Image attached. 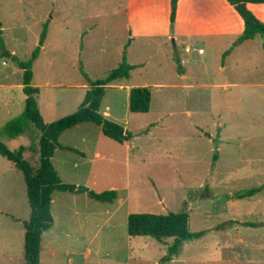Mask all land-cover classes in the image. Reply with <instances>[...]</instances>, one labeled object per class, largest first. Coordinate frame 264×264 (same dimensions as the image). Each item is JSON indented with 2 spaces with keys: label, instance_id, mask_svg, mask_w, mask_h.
<instances>
[{
  "label": "rangeland",
  "instance_id": "obj_1",
  "mask_svg": "<svg viewBox=\"0 0 264 264\" xmlns=\"http://www.w3.org/2000/svg\"><path fill=\"white\" fill-rule=\"evenodd\" d=\"M172 7L171 0H0V41L20 60H31L47 31L45 51L32 67L45 123L77 111L81 90L70 88L87 83L82 69L88 79L103 80L126 61L137 68L124 85L147 83L152 92L150 112L133 114L120 82L106 89L101 113L110 110L108 119L132 134L129 142L104 137L94 124L61 137L62 147L76 149H58L53 158L62 181L98 194L114 190L118 198L105 203L87 194L55 193L56 224L43 235L42 264H264L263 42L233 45L235 34L206 22L200 4L177 7L174 17ZM173 20L180 22L177 32L179 26L182 31L196 25L202 34V42L190 44L191 53L185 51L189 44L177 47L168 38ZM176 59H192L185 66L186 82L175 76ZM1 82L23 84V71L2 57ZM236 83L261 85L232 86ZM15 93L0 90V128L24 113L25 95ZM35 137V142L30 136L0 140L16 151L37 148ZM25 159L36 167L29 154ZM251 190L257 195L236 198ZM171 212H187L191 232L204 236L163 262L173 239L161 244L131 237L128 220L132 214ZM29 219L24 177L0 155V250L14 258L13 264L24 263Z\"/></svg>",
  "mask_w": 264,
  "mask_h": 264
},
{
  "label": "trees",
  "instance_id": "obj_2",
  "mask_svg": "<svg viewBox=\"0 0 264 264\" xmlns=\"http://www.w3.org/2000/svg\"><path fill=\"white\" fill-rule=\"evenodd\" d=\"M179 0H171L172 16H176ZM234 8L244 22V32L237 44L255 39L257 36L264 38V23L248 8V5H264V0H225ZM174 19V18H173ZM174 22V20H173ZM2 24L0 22V29ZM47 38L44 30L40 45L34 51L31 60L22 61L13 55L5 47L4 41H0L1 57L15 62L23 71L24 93L27 96L25 110L0 129V139L13 141L20 137H31L36 141L35 133L38 134L37 148L33 144L22 146L19 150L11 151L0 140V155L12 162L22 173L27 188V198L30 207V219L24 223V263L41 264L42 238L44 233L50 231L55 225L52 214L53 196L57 192L69 194H87L96 201L113 203L118 194L116 191L95 193L88 188L72 184H65L60 178L53 158L58 149H66L72 152L73 148H65L60 145L61 136L82 124H94L101 129L104 137L124 144L132 140V134L124 126L108 119L101 113V105L106 96V89L110 85L121 81H128L130 73L135 69L126 61L116 70L112 71L106 79L90 82V90L78 110L67 117L52 123H45L38 105L37 96L39 89L32 86V67L39 57L41 47ZM152 92L149 87H134L129 95V110L134 114H148L151 109ZM35 131V132H34ZM35 162L32 165L26 156ZM31 154V155H30ZM33 154V155H32ZM258 190H251L237 194V199H245L256 196ZM128 234L131 237H150L161 244H167L166 240L173 239L168 248V254L163 262H170L181 255L185 243L204 236L203 232L193 233L190 230V215L187 212L168 214H132L128 220Z\"/></svg>",
  "mask_w": 264,
  "mask_h": 264
},
{
  "label": "crops",
  "instance_id": "obj_3",
  "mask_svg": "<svg viewBox=\"0 0 264 264\" xmlns=\"http://www.w3.org/2000/svg\"><path fill=\"white\" fill-rule=\"evenodd\" d=\"M169 3V2H168ZM193 3H196V4H200L202 6V8L204 9V12L206 15H208V17H206V22H211L212 24L214 25H220L222 24V29L224 33H230V32H233V34H235V36L231 39V43H233V45L239 40V38L242 36L243 32H244V22L242 21V19L239 17V15L237 14V12L234 10V8L232 6H230L225 0H179L178 1V11L181 9V10H190V4H193ZM183 6V7H182ZM248 8L256 15V17L261 20L263 23H264V5H253V4H250L248 5ZM207 10V11H206ZM258 10L259 13H258ZM131 15V14H130ZM177 16V15H176ZM210 16V17H209ZM241 19V21L243 22V25L239 22V18ZM180 24V22H178L177 20L175 22H173V33H169L168 34V38L169 39H173L174 42H176V45L177 47L180 46V45H185L186 43L189 44V45H186L187 47L185 48V51L186 53H191L192 52V48L190 47V44H193V43H198L201 39V36L202 34L200 32H198V28H195V26H191L192 30H186L183 28V30L181 31V26H179V30L180 32H177L178 28H177V25ZM132 26L130 24L127 25V29L128 31L132 34V30L131 29ZM3 30V27L0 29V32H2ZM201 31V29H200ZM235 32V33H234ZM133 36V35H131ZM260 37V38H259ZM47 39V38H46ZM256 39H261V41L263 42L262 43V46L264 48V38L261 37V36H257L255 39H252V40H248V42L250 41H255ZM4 41V40H3ZM202 42V41H200ZM247 41H245L246 43ZM4 44H5V47L8 51H10L8 49V46L6 45V42L4 41ZM45 44H46V41L44 43V45L41 47V52H40V55L42 54L43 51H45ZM131 45V43H129V46ZM204 50L203 49H200L199 52L202 53ZM1 52V51H0ZM11 52V51H10ZM12 53V52H11ZM13 55H15L14 53H12ZM39 55V57H40ZM16 56V55H15ZM0 57H1V53H0ZM38 57V58H39ZM38 58L35 60L37 61ZM190 62H192V59H185V61L183 59H180V60H177L176 59V65H178L179 69L177 70V73L175 74V76L177 77V79H179L180 81H183V82H186L188 77H187V74H186V65L189 64ZM193 63V62H192ZM135 68H137V66H134ZM222 69H225L224 65H222ZM81 74L83 75V77L85 78L86 82L87 83H82L81 85L79 86H75L74 88H70V89H76V87L79 88V90H81L80 94H81V98L79 97L78 99V103H76V106L79 108L80 105L83 103L81 102L82 99L83 101L85 100V97L87 95V92L90 90L91 86H90V82L92 81L91 79H88L86 76V72L83 71V69L81 70ZM34 77V76H33ZM24 78V76H23ZM131 78V77H130ZM130 80V79H129ZM23 83V82H22ZM120 88L123 89L125 91H128L129 92V95H130V91L132 88L134 87H150V84L148 85L147 83H144L142 86H134V85H124V81H121L120 83ZM116 84L114 85H110L109 87H113L115 86ZM258 85H261L259 83H245V84H240V83H236V84H232V86H240V87H249V86H258ZM32 86H33V80H32ZM168 88L171 87V85H167ZM185 87V83H179V87ZM215 86H219V84H216ZM228 86V85H226ZM34 87V86H33ZM58 87H63L61 85H55L53 86L54 89L58 88ZM34 88H37L39 89L40 93L38 94L37 96V100H38V105H39V109H40V112H41V115L43 117L44 115V112L43 110H41V107H40V103H39V100L41 101L40 96H42V91H41V88L39 87H34ZM173 88H176V87H173ZM234 88V87H233ZM10 90V95L11 97H13L12 95H15V90L18 89V90H22L23 91V94L25 95V102H26V99H27V96L26 94L24 93V84H19V85H16V86H8V85H3V83L1 82L0 83V90ZM227 89V88H226ZM17 101H13L12 104L16 103ZM11 103V102H10ZM77 107L75 108L72 107V108H75L77 109ZM78 110V109H77ZM151 110V109H150ZM130 111V110H129ZM48 113H49V108H48ZM131 113V112H130ZM107 118L110 117V110L107 108V110L104 111L103 113ZM134 114V113H133ZM10 115V114H9ZM45 117V115H44ZM43 117V119H44ZM168 117H171V113L168 114ZM53 120V119H52ZM60 120V119H59ZM259 120H262L264 124V115L263 117L259 118ZM58 121V120H57ZM55 122V121H54ZM52 123V122H51ZM219 125V124H218ZM217 125V126H218ZM5 126V125H4ZM3 126V127H4ZM2 128V127H1ZM0 128V129H1ZM126 129V128H125ZM226 129H228V125H226ZM127 130V129H126ZM64 135V134H63ZM62 135V136H63ZM61 136V137H62ZM21 138V137H20ZM61 139V138H60ZM18 140V139H16ZM15 141V140H13ZM8 142H11V141H8ZM26 146V145H25ZM68 148H72V147H68ZM75 149V148H73ZM76 150V149H75ZM57 152V151H56ZM56 154V153H55ZM55 156V155H54ZM95 156L97 159L99 158H102V155L99 151H96L95 153ZM82 157H85L86 158V155L85 153H82ZM55 219V218H54ZM55 224H56V220H55ZM55 226V225H54ZM43 239V238H42ZM14 263V258L12 256H8L6 251L4 249H1L0 250V264H13ZM42 264V263H41ZM69 264H72V263H69Z\"/></svg>",
  "mask_w": 264,
  "mask_h": 264
}]
</instances>
